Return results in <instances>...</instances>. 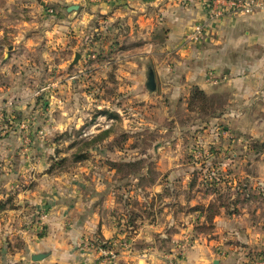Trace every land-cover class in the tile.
I'll return each mask as SVG.
<instances>
[{
  "label": "rangeland",
  "instance_id": "374dc122",
  "mask_svg": "<svg viewBox=\"0 0 264 264\" xmlns=\"http://www.w3.org/2000/svg\"><path fill=\"white\" fill-rule=\"evenodd\" d=\"M38 2L0 0V264H264V108L185 76L148 91L113 33L80 28L77 48Z\"/></svg>",
  "mask_w": 264,
  "mask_h": 264
},
{
  "label": "crops",
  "instance_id": "0c3cea01",
  "mask_svg": "<svg viewBox=\"0 0 264 264\" xmlns=\"http://www.w3.org/2000/svg\"><path fill=\"white\" fill-rule=\"evenodd\" d=\"M44 7H52L59 20L67 29L73 27L76 47H83L88 42L79 29L90 26L99 32L105 31L110 38V51H117L129 66V73L134 67L135 73L147 76L149 68L153 70L156 92L159 88L157 76L162 84L176 77L192 78L207 95L223 93L233 94L231 103H236L238 115H242L244 99L253 97V105L264 108V12L258 11L249 16L224 13L217 20H208L205 0H38ZM69 6H77L70 13ZM63 18V19H62ZM204 28V37L196 41L190 37L195 26ZM122 28V33L119 29ZM117 33H120L119 35ZM89 36V35H87ZM95 42H92L94 44ZM122 47V48H120ZM103 49V48H102ZM106 49V46H105ZM74 53H79L75 51ZM81 55V54H80ZM80 56V61L83 59ZM233 60L230 61L229 60ZM164 61L161 68L154 62ZM230 69V70H229ZM212 71L222 75L223 81L210 86L204 79V72ZM229 71L231 73H229ZM133 74V72L131 73ZM206 78V77H205ZM170 86L169 92L180 90ZM220 95V96H221ZM222 97V96H221ZM227 117V114H225ZM264 126V120H260ZM15 172V171H14ZM32 195V194H30ZM26 192L16 198L17 204L22 203L21 197L30 204L37 203ZM28 198V199H27ZM15 211V216L17 215ZM47 249L39 247L30 254H46L42 260L52 258V245Z\"/></svg>",
  "mask_w": 264,
  "mask_h": 264
},
{
  "label": "built area",
  "instance_id": "2783aa9c",
  "mask_svg": "<svg viewBox=\"0 0 264 264\" xmlns=\"http://www.w3.org/2000/svg\"><path fill=\"white\" fill-rule=\"evenodd\" d=\"M207 2V8L210 10V17H212V13L215 14L216 11V3H220L224 5V7L221 9V12L217 15H222L225 12L228 13H234L238 15H248L254 13V11L259 7V5L256 4L254 1H247V0H205ZM209 1V2H208ZM243 2H249V3H243ZM209 17V16H208ZM209 17V18H210ZM208 18V19H209ZM201 29H203V26L198 25L195 26L194 29L192 30V34L190 37L194 40H197V34L201 36Z\"/></svg>",
  "mask_w": 264,
  "mask_h": 264
},
{
  "label": "water",
  "instance_id": "95a60500",
  "mask_svg": "<svg viewBox=\"0 0 264 264\" xmlns=\"http://www.w3.org/2000/svg\"><path fill=\"white\" fill-rule=\"evenodd\" d=\"M76 9H77V6H69L67 8L68 11H72V10H76ZM9 49H11V47ZM80 56L81 55L79 53H75L74 58L72 60V64H75L78 61V59L80 58ZM145 87L147 88L148 91H151V92L154 91L156 88L155 80H154V74H153V70L151 68H149L147 71ZM45 257H46V254H42V253L33 254L31 256V260L36 262V261L42 260ZM213 264H218V261L214 260Z\"/></svg>",
  "mask_w": 264,
  "mask_h": 264
},
{
  "label": "trees",
  "instance_id": "16d2710c",
  "mask_svg": "<svg viewBox=\"0 0 264 264\" xmlns=\"http://www.w3.org/2000/svg\"><path fill=\"white\" fill-rule=\"evenodd\" d=\"M193 98V102L194 99H196L197 101H201L202 103H204L206 101V96L204 94V92L202 90H200L199 88H195L194 91L192 92V96ZM192 104V102H191ZM102 136H99L98 138H101ZM3 203L0 201V208H3ZM209 206L215 208V206H212V204H209Z\"/></svg>",
  "mask_w": 264,
  "mask_h": 264
}]
</instances>
